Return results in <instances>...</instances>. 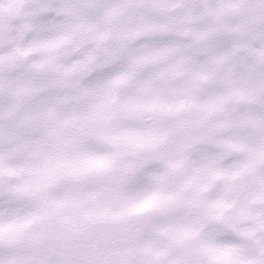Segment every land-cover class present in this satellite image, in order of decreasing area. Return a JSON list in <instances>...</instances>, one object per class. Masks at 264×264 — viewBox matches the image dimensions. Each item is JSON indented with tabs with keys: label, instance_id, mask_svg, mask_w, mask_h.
Returning a JSON list of instances; mask_svg holds the SVG:
<instances>
[{
	"label": "snow or ice",
	"instance_id": "6c2138e0",
	"mask_svg": "<svg viewBox=\"0 0 264 264\" xmlns=\"http://www.w3.org/2000/svg\"><path fill=\"white\" fill-rule=\"evenodd\" d=\"M0 264H264V0H0Z\"/></svg>",
	"mask_w": 264,
	"mask_h": 264
}]
</instances>
